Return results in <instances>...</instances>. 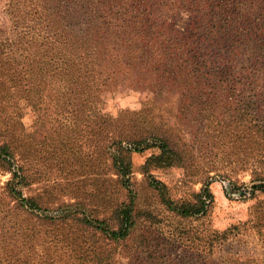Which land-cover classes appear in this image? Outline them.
<instances>
[{"label": "trees", "instance_id": "obj_1", "mask_svg": "<svg viewBox=\"0 0 264 264\" xmlns=\"http://www.w3.org/2000/svg\"><path fill=\"white\" fill-rule=\"evenodd\" d=\"M6 13L22 39L27 28L32 30L33 70L45 73L51 87L49 103L40 106L33 100L42 98L20 91L34 111L35 132H44V139L85 137L98 152L96 166L105 163L113 170L126 200L99 217L79 202L46 201L33 186L34 172L17 154L26 134L14 125L25 126L10 122L16 116L3 102L12 96L1 95L0 170L10 177L0 186V264L102 262L99 241H125L140 220L155 223L156 214L137 205L134 152L156 149L140 169L166 210L183 219L205 216L214 201L211 171L200 191L181 199L171 197L151 173L193 165L183 137L146 118L150 105L177 102V94L187 117L202 102L243 96L237 115L245 149L240 162L243 168L251 165L243 171L253 182H264V0H9ZM222 41L228 54L216 49ZM120 84L147 93L143 109L117 116L106 110L105 93ZM252 189L253 195L264 192ZM226 234L215 232L212 239Z\"/></svg>", "mask_w": 264, "mask_h": 264}, {"label": "rangeland", "instance_id": "obj_2", "mask_svg": "<svg viewBox=\"0 0 264 264\" xmlns=\"http://www.w3.org/2000/svg\"><path fill=\"white\" fill-rule=\"evenodd\" d=\"M8 2L0 0V60L4 62L0 67V96H12L3 102L16 116L10 122H23L24 130L17 128V124L14 128L25 132L26 143L31 142L20 144L18 157L34 172L33 186L46 201L79 202L94 216H104L116 201L126 200V190L115 182V174L108 165L96 166L98 152H93L91 142L85 137L44 139V132H35L34 111L26 94L20 91L26 88L30 94L42 98L33 100V104L40 106L42 101L43 105L49 103L51 87L45 73L38 75L33 70L32 30L27 28L21 38V30L6 13ZM224 43L217 44L216 49L228 54ZM105 95L106 110L114 116L120 111H140L147 98L146 92L121 84L109 88ZM176 96L177 102L172 99L150 105L146 118L162 124L174 136H182V143L186 142L184 146L194 158L193 165L187 170L171 167L152 169L151 173L165 183L171 197L181 199L200 191L206 172L211 171L209 186L214 201L208 213L183 219L166 210L150 187L148 175L140 169L156 149L134 152L132 188L137 194V205L142 210L153 211L155 223L140 220L131 238L125 241H99L105 255L102 262L81 259L75 264H264V192L257 190L252 194L253 186L264 188V182H253L249 172L243 171L251 165L243 168L245 165L240 162L245 149L239 141L243 126L237 115L243 104L238 100L243 96L232 93L230 102H198L192 117L183 114L180 95ZM201 105L205 109L199 115L196 111ZM38 141L42 145L38 146ZM232 170L236 172L232 176L218 174ZM9 177L10 174L0 170V186ZM215 232H227L225 239L213 240Z\"/></svg>", "mask_w": 264, "mask_h": 264}]
</instances>
